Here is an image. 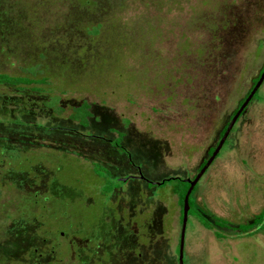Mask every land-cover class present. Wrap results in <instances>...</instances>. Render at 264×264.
I'll list each match as a JSON object with an SVG mask.
<instances>
[{
    "label": "rangeland",
    "instance_id": "374dc122",
    "mask_svg": "<svg viewBox=\"0 0 264 264\" xmlns=\"http://www.w3.org/2000/svg\"><path fill=\"white\" fill-rule=\"evenodd\" d=\"M99 23L104 29L91 35ZM245 65L247 90L264 65V0H0V74L32 82L0 85V246L18 250L14 225L26 231L33 224L50 241L61 233L77 244L112 218L113 264H179L174 189L182 185L148 181L199 173L204 149L184 164L191 147L208 144L192 115L211 112L216 86L221 98L212 111L222 112L227 100L232 112ZM184 123L197 125L198 136L181 130ZM69 129L75 132H63ZM239 131L192 195L199 210L188 219L184 264H264V84ZM94 137L113 147L123 139L136 168ZM75 140L76 151L61 148ZM32 144L36 151L23 149ZM91 161L111 165L113 176ZM139 174L146 181L115 182ZM42 177L55 183L52 193ZM29 182L44 189L16 188ZM197 214L228 226L205 229ZM258 219L249 234L241 230ZM62 243L58 256L68 257L72 243ZM9 253L0 264H19Z\"/></svg>",
    "mask_w": 264,
    "mask_h": 264
},
{
    "label": "flooded vegetation",
    "instance_id": "af4514ba",
    "mask_svg": "<svg viewBox=\"0 0 264 264\" xmlns=\"http://www.w3.org/2000/svg\"><path fill=\"white\" fill-rule=\"evenodd\" d=\"M259 58H260V55L259 54H255V56H254L255 63H256V61ZM245 66H244V68L239 70V75H240L239 76V81L237 83H235L237 85V87L234 90L235 91L234 93L236 95L237 94L242 95V98L236 102L235 108H234V110L232 112H229V111L226 112V110H227L226 108L228 107V109H229V104H228L227 100L224 101V103L222 104V108H225V109L222 110V112L221 111L220 112H214V110L212 111V109L214 107H215V109H217V107L215 105L216 104L215 102H219V100L221 98V96L219 94H217L218 92L221 91V89H220V87L216 86L215 89H214V94H212L210 96L211 97V100H210L211 102L208 103V107H209V105L211 106L210 110L208 108L206 109L207 111H211V112H196L195 115H192L193 121H196L197 125H200V126H202L204 128V133L206 134L207 141H208L207 143L208 144L199 145L197 147H191L187 151V155H186V158H187L188 162H184V164H188L189 162H191V160L193 159V154L197 153L198 150L204 149L205 150L204 151V155H203V158L201 159L202 160L201 166L204 167L206 165V163L209 161V159L212 157V155L215 152V150L217 149V147L219 146V143L221 142L225 132L227 131L229 125L231 124L232 119L238 113V111L240 110V108L242 107V105L247 100V98L249 97V95L253 91L254 87L258 83L259 80L256 82L257 78L260 75H262L261 71L263 69V66H262L261 70L259 71V74L257 76L252 77L250 79V87H249V89L246 90V87L244 86L245 85L244 82H245L246 78L244 79V77H241L242 75L246 74L247 65H245ZM223 74L225 75L226 73L223 72ZM218 84H220V83H217L216 85H218ZM259 90L254 95L253 99L251 100L249 105L246 107V109L238 117V119H237L235 125L233 126L229 136L227 137L223 147L227 144V141H228L229 137L231 136V133H232L233 129L236 126L238 127V132L240 133L239 128L242 126V123L244 122L247 114L249 113V110L252 107L253 102H254L256 96L259 93ZM230 92H231V90H227V95ZM223 105H225V106L223 107ZM80 112H82V111H80ZM86 113H88V112H86ZM74 118H77V117L74 116ZM78 121H79V119H78ZM186 121H188V120L186 119ZM75 122H77V121L75 120ZM196 126H190V127L188 126V128H187V125L184 123V124H181L180 128L183 131L185 130V132H189V130H190L191 134H193V136L196 137V136H198L197 135L198 131H195V129H194ZM35 127H37V126L35 125ZM63 132L68 134V133H74L75 130L69 129V130H66V131H63ZM238 132H237V134H239ZM121 134H124V133H121ZM237 134L234 136V138H236ZM94 138L103 141V143L110 144L111 147H113V141L102 139V138H98V137H94ZM123 138H124V135H123ZM76 142H77V140L68 141L66 144H63L61 148L63 149V148L68 147V145H70L71 149L76 151V149H75V145H76L75 143ZM122 142H123V139H122L121 143ZM84 144H87V143H84ZM16 146L17 145H15V147ZM121 146H122V148L126 149L123 146V143H122ZM17 147H19V146H17ZM111 147H109L110 148L109 150L111 152H115V150H117V151L119 150L117 147H113V148H111ZM223 147H222V149H223ZM33 148L35 149L34 151H36V148H35V146L33 144L29 145V146H26L23 149H25V151H26V150H32ZM40 148L43 149V147H40ZM222 149H221V151H222ZM37 151L39 152L41 150L38 149ZM221 151L219 152V154L215 158L214 162L216 161V159H218L220 157ZM124 154L128 157L130 165L135 167L133 165L134 163L131 161L132 158H130L129 155H128V154L131 155V153L128 152V150H127V152L124 153ZM206 156H207V159L205 160ZM131 157H132V155H131ZM85 158L87 160H89L88 157H85ZM91 162H92V164L97 165L98 167H101V168L105 169L109 173L110 177L113 176V171L115 169L111 165L103 164V162H99V161H91ZM0 163H3V161L0 160ZM200 167H199V169H200ZM202 168H201V170H202ZM201 170H199V172ZM45 176H46V174H45ZM195 177L191 178V180H194ZM45 178H46L47 181H49V178L42 177L41 179L38 180V182L44 183L45 182ZM135 179L146 181V178L142 174H139L138 176H134V175H126V177L125 176H118L115 179V182L127 183L128 181L135 180ZM172 179H175V178H172ZM169 180H167V181H169ZM164 181H162L160 183H153V182H149L148 181V183H149V186H152V187H156V186H160L161 187V185L164 183ZM183 181L185 182V180H183ZM14 182L17 183L18 180L14 181ZM35 184H36V182L35 183H30L29 182L28 185L24 186L25 190H24V187L23 188L16 187V188L23 193L24 191L28 190L27 187H29L28 191H31L33 194H38V193L40 194L41 190H43L44 188L41 189L40 186H37ZM54 184L55 183H53L52 181H49V184L47 186H45L44 190H47L50 193H52V187L54 186ZM33 185H35V186H33ZM16 186H18V185L16 184ZM31 187L32 188L33 187H40L39 188L40 190H37L35 192L34 191L35 188L32 189ZM53 189H54V187H53ZM194 209L195 210L196 209L199 210V208H197L195 205H194ZM24 215H26V214H24ZM112 221L115 222L116 220L111 218V220L109 222H106L104 224V227L101 228V230L99 231L100 233H98V235H97L98 237L94 236L93 238H89L87 240H80L79 243H77V244L75 243L74 239H71L72 237H70V236L66 237L65 234L61 235V233H59V235H60V237H62V239H60V237L57 238V239H53V238L50 237L51 238V241H50V240L47 239L46 236H41V234H39V232H38L39 231L38 230L39 227L38 226L35 227L33 224H31V227L22 226V227H26V231H25L24 229H22V228L20 229V228L17 227V225L13 224L15 229H16L15 238L19 239L18 250L14 249L12 247L11 248L9 247L10 250H8L9 248L6 249V247H3L1 245L0 246V256L6 255L7 251H9L10 252L9 254L12 255V257H15L16 261H19V264H68L66 262L70 261V257H72L73 259L76 260V261L73 260V262H76V263H79V264H96V263L97 264H113L114 262H117L118 260L115 261L116 258L114 256H115L116 253L114 254L112 252L113 250H110V247L112 249V244L114 245L113 239L117 236V234H116L115 231H113L111 226L106 227ZM143 227H144L143 235L146 238V223H144ZM181 229H182V226H181ZM123 230H124V233H122V235L125 234V232H126V229L124 227H123ZM78 233L79 232H77V233L76 232H72L71 235H73V237H76V238H78L80 236H83V235H78ZM180 237H181V233H180ZM109 238H110V240H109ZM118 239H119V236H118ZM129 239H130V237L128 238V240ZM37 240L41 242V244L39 245L40 247L35 246L36 245L35 242H37ZM23 241L27 242V246H26L25 249L22 248V246H20ZM62 241H67V243H70V242L72 243V246H73L74 250H73V252L70 255H68V257H67V255H65L63 257H59L58 256V255H61L62 253H57V251L64 250L63 249V247H64L63 245L64 244L62 243ZM118 241L122 242V239H119ZM145 241H146V239H145ZM93 242H94V244H92ZM99 249L101 250L100 253L98 251ZM114 251H116V250H114ZM90 256H91V258H90ZM100 256L104 257L105 259L101 260ZM95 260H96V262H94ZM0 261H3L1 259V257H0ZM5 264H7V263H5ZM16 264H18V263H16Z\"/></svg>",
    "mask_w": 264,
    "mask_h": 264
},
{
    "label": "trees",
    "instance_id": "16d2710c",
    "mask_svg": "<svg viewBox=\"0 0 264 264\" xmlns=\"http://www.w3.org/2000/svg\"><path fill=\"white\" fill-rule=\"evenodd\" d=\"M104 25L102 23H99L97 25H92L91 26V35L93 36H98L100 35L101 31L104 29ZM106 30H108L106 28ZM264 71V65H263V69L261 71V73H263ZM261 75L257 78L256 82L260 79ZM32 84L31 81H28L27 78H14V77H11V76H8V75H4V74H0V85H10V86H14V87H17V86H23V87H29L30 85ZM115 145L117 146V148L119 150H121L122 152L126 153L127 150L122 148V143L121 141L120 142H116ZM129 157L131 158V155L128 154ZM203 166L200 167L199 170H201ZM169 182H179L181 185H182V188H181V192H180V189L178 187H176L174 189V194H178V205L180 206V224L182 226V221H183V207H184V199H185V196L190 188V185L189 184H186L183 179L181 178H175V179H170L169 181L165 180L164 183L161 185V186H164L166 185L167 183ZM197 187V186H196ZM196 187L194 189V191L192 192L191 194V197H190V200H189V204H190V211H189V216L191 215V211L193 210V202H192V195L193 193L195 192L196 190ZM194 205H195V201H194ZM194 212H196L194 210ZM197 213V212H196ZM263 219H264V212L260 215ZM197 217L201 223V225L205 228V229H208V230H213L214 229V226H219V227H226L228 226L227 222L224 221V220H221L219 218H214L215 221H210L208 220L206 217H203L199 214H197ZM261 218V219H262ZM258 220H255L254 223L252 224H247V225H244V226H241V230H243L244 232H247L249 234V230L253 229L254 227H256V224H258ZM218 238H220V235L217 234ZM179 247H180V242H179Z\"/></svg>",
    "mask_w": 264,
    "mask_h": 264
},
{
    "label": "water",
    "instance_id": "95a60500",
    "mask_svg": "<svg viewBox=\"0 0 264 264\" xmlns=\"http://www.w3.org/2000/svg\"><path fill=\"white\" fill-rule=\"evenodd\" d=\"M263 84H264V71H263L258 83L254 87L253 91L251 92V94L249 95L247 100L244 102V104L242 105V107L240 108L238 113L232 119L231 124L229 125L227 131L225 132L221 142L219 143V146L217 147V149L213 153L212 157L209 159V161L206 163V165L202 168V170L198 173V175L195 177L194 180H191V179L185 180V182L190 185V188H189V190L185 196V199H184L183 221H182V229H181V237H180L179 264H184L185 235H186L187 224H188V219H189V211H190L189 200H190L191 194H192L193 190L195 189V187L197 186V184L200 182L201 178L206 173V171L213 164V162H214L215 158L217 157V155L219 154V152L221 151V149H222L227 137L229 136L233 126L235 125L238 117L246 109V107L249 105V103L253 99L254 95L257 93V91L261 88V86Z\"/></svg>",
    "mask_w": 264,
    "mask_h": 264
}]
</instances>
